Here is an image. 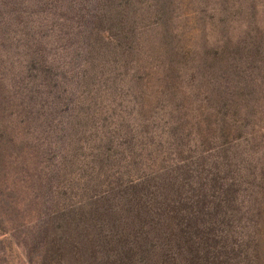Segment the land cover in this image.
Segmentation results:
<instances>
[{
	"label": "trees",
	"instance_id": "1",
	"mask_svg": "<svg viewBox=\"0 0 264 264\" xmlns=\"http://www.w3.org/2000/svg\"><path fill=\"white\" fill-rule=\"evenodd\" d=\"M258 8L0 0L1 235L22 189L32 264H264Z\"/></svg>",
	"mask_w": 264,
	"mask_h": 264
},
{
	"label": "rangeland",
	"instance_id": "2",
	"mask_svg": "<svg viewBox=\"0 0 264 264\" xmlns=\"http://www.w3.org/2000/svg\"><path fill=\"white\" fill-rule=\"evenodd\" d=\"M258 5L257 16L258 23H264V0H254ZM183 15H193V11L188 9H183ZM185 18V16H184ZM237 25V24H235ZM176 26L181 33H188V31L194 32L193 24L191 22H184L181 20L176 22ZM12 27H14L12 34L15 35L16 39H18V28H16V24L13 22ZM236 27V26H235ZM241 28H237L236 32H239ZM194 35H198V32H194ZM208 33V31H206ZM202 40H196L198 46L202 43ZM196 44V45H197ZM15 45V44H14ZM13 45V46H14ZM196 49V47H195ZM4 51V50H3ZM3 51H0V86L1 84H5L3 79H12L11 75H14L16 71H18L19 59L21 57L17 54L19 50H14L11 48L8 54H4ZM196 51V50H195ZM21 53V52H20ZM22 60V59H21ZM12 74H7V72ZM16 75V74H15ZM1 92V87H0ZM37 162H43V160L35 159ZM46 161V159H45ZM31 162H34L31 160ZM46 163V162H45ZM22 189L20 190V192ZM19 192L20 200L24 202L19 205H15L9 207V212L7 215L11 219L12 226H6V236H2L0 233V264H32L35 263V255H37V248L35 245V240L38 235V221L35 214L34 203H30V199L27 201L25 196V191L22 193ZM37 213V212H36ZM34 257L33 262H31Z\"/></svg>",
	"mask_w": 264,
	"mask_h": 264
}]
</instances>
